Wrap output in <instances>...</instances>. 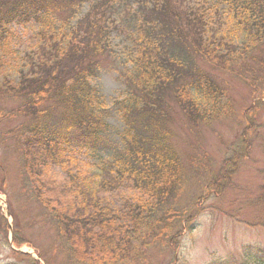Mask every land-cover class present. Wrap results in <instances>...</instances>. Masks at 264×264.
<instances>
[{
  "label": "trees",
  "instance_id": "16d2710c",
  "mask_svg": "<svg viewBox=\"0 0 264 264\" xmlns=\"http://www.w3.org/2000/svg\"><path fill=\"white\" fill-rule=\"evenodd\" d=\"M14 24L35 26L15 78ZM114 30L127 39L121 50ZM263 40L264 0H0V125L12 122L0 150L20 158L23 195L42 207L53 233L46 264H61L59 255L69 264H126L151 235L175 250L199 212L195 205L191 214L194 204L223 194L251 154L264 106ZM111 61L122 65L124 89L109 100L96 81ZM203 65L263 90L216 169L188 143L236 110ZM261 175L244 203L262 211L255 222L264 226V167ZM26 241L16 225L13 244ZM242 254L235 264H257L264 250Z\"/></svg>",
  "mask_w": 264,
  "mask_h": 264
},
{
  "label": "rangeland",
  "instance_id": "374dc122",
  "mask_svg": "<svg viewBox=\"0 0 264 264\" xmlns=\"http://www.w3.org/2000/svg\"><path fill=\"white\" fill-rule=\"evenodd\" d=\"M12 28L15 36L12 48L15 49L16 56L8 57V64H10L11 77L15 78L19 67L23 65L25 54L34 43L32 35L35 26L33 24H14ZM112 37L115 49L121 50L127 44V39L120 30H114ZM262 48L260 55L264 58V43ZM251 66H253L252 61L248 68L250 69ZM118 67L120 68V61L118 63L111 61L105 66L96 81L109 100L119 96L124 88L123 81L118 76ZM203 68L211 70L216 74L215 79L219 84L229 88V96L234 102L236 110L233 121H217L211 128L205 130L200 136L194 137L188 143V151L207 153L214 169H216L223 157L227 141H235L237 134L242 131L239 122L244 126V109L253 103V98L261 95L263 90L238 81L226 72L212 70L205 65ZM245 74L251 79V71ZM12 106H16V104L7 105L8 108ZM110 121L113 125L117 124V117L113 112ZM257 123L259 132L256 142L250 156L241 164L239 171L235 174L232 185L223 195H212L208 199L194 204L191 214L195 215L193 212L195 205H197L199 213L194 216L193 222L190 223H193L192 228L184 229L175 250L173 252L168 251V242L155 241L154 236L151 235L144 243H152V245L143 248L142 241L138 240L141 245L138 248V257L135 261L131 259V262L129 260L126 264H210L221 261H225V264L228 262L233 264V261L241 259L244 252L249 254L254 249L264 250V226L255 222L263 216L262 211L244 203V198L256 193L262 182L264 106H261L258 111ZM11 125L12 122L3 123L0 125V132ZM8 151L6 155H2V150H0V179L3 180V190H0V214L5 218V220L0 218V264H30L28 259L16 256L7 243V238L12 239L16 225L20 228V236L29 240L20 249L36 253L41 252L44 258L50 260L53 258V251L55 250V246L51 247L54 241L53 233L49 230L48 222L44 219L42 207L28 196L24 197V176H21L20 170H18L21 160L12 151ZM84 157L93 161V164L96 163L92 156L86 154ZM199 193H203V189ZM115 200L116 205L120 206V199L116 198ZM186 204L187 200L184 199L177 207L182 208ZM7 210L10 213L9 216H7ZM230 213L237 217H232ZM118 221L125 223L124 228H127V221L120 219ZM46 251L49 252L46 253ZM57 260L61 264H69L63 255L57 256ZM257 264H264V257H261Z\"/></svg>",
  "mask_w": 264,
  "mask_h": 264
}]
</instances>
